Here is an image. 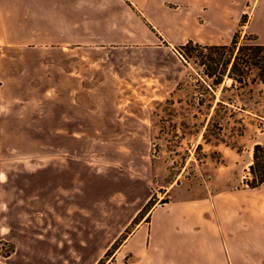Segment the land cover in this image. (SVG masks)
<instances>
[{
  "label": "rangeland",
  "instance_id": "rangeland-1",
  "mask_svg": "<svg viewBox=\"0 0 264 264\" xmlns=\"http://www.w3.org/2000/svg\"><path fill=\"white\" fill-rule=\"evenodd\" d=\"M80 1L86 29H65L81 42L29 45L40 54L39 69L31 58L33 70L7 59L0 173L13 179L8 194L19 201L0 203V217L14 226L10 241L0 240L4 262L32 222L46 243L40 250L66 239L73 264H113L135 259L126 244L141 221L150 226L155 206L209 198L212 216L227 197L260 195L245 179L264 124L246 114L242 135L233 122L211 126V93L181 44L172 46L130 0ZM237 31L241 42H264V0L247 3ZM19 83L27 89H15ZM219 98L220 91L214 103ZM257 98L262 108L264 94Z\"/></svg>",
  "mask_w": 264,
  "mask_h": 264
},
{
  "label": "crops",
  "instance_id": "crops-1",
  "mask_svg": "<svg viewBox=\"0 0 264 264\" xmlns=\"http://www.w3.org/2000/svg\"><path fill=\"white\" fill-rule=\"evenodd\" d=\"M130 1L145 12L153 26L167 34V41L174 46L190 39L205 44L229 43L237 31L245 6L253 0ZM81 4L80 0H0V49L4 46L10 49L0 56L2 109L6 100H2L5 95L1 86L8 84L3 75L8 73L10 65L7 59H21L23 67L33 70L28 67L31 58L35 60L31 65L39 69L40 54L37 50L27 49L29 45L60 43L66 49V44L81 42V39H73L65 29H86L87 15ZM63 53L66 58L67 51ZM26 74L31 72H22L21 76L24 78ZM25 84L19 83L21 86L15 89L25 90ZM2 172L0 203L19 201L18 195L8 194L14 187L13 179L6 173L2 177ZM259 190L258 197L246 201L225 198L212 216L209 198L202 202L193 198L153 207L148 214L150 226L141 221L126 244L135 259L116 260L113 264H264V184ZM5 218L0 217V240L10 241L14 226ZM215 221L220 222L221 230L215 226ZM31 225L28 234L16 236L24 241L22 247L5 257V262L0 260L1 264H73L70 240L49 244L51 250L48 252L40 250L39 245L46 243H41L38 223L32 222ZM27 244L31 245L30 249L26 248ZM61 250L63 256L59 253Z\"/></svg>",
  "mask_w": 264,
  "mask_h": 264
},
{
  "label": "trees",
  "instance_id": "trees-1",
  "mask_svg": "<svg viewBox=\"0 0 264 264\" xmlns=\"http://www.w3.org/2000/svg\"><path fill=\"white\" fill-rule=\"evenodd\" d=\"M179 49L187 61L199 66L202 85L211 93L212 100L208 104L213 108L211 126L222 121L233 122V132L242 135L246 130L243 123L246 114H254L260 124H264V106L259 107L261 101L257 98L264 94V42L254 36H247L246 41L241 42L237 31L229 43L205 44L190 39ZM219 91L220 98L214 103ZM238 99L243 104L239 105ZM247 100H254L255 105L248 106ZM203 101L200 99L199 104L203 105ZM245 182L252 188L264 184L263 142L254 144L253 161Z\"/></svg>",
  "mask_w": 264,
  "mask_h": 264
},
{
  "label": "bare ground",
  "instance_id": "bare-ground-1",
  "mask_svg": "<svg viewBox=\"0 0 264 264\" xmlns=\"http://www.w3.org/2000/svg\"><path fill=\"white\" fill-rule=\"evenodd\" d=\"M1 93V92H0ZM0 97H1V95H0ZM0 101H1V98H0Z\"/></svg>",
  "mask_w": 264,
  "mask_h": 264
}]
</instances>
